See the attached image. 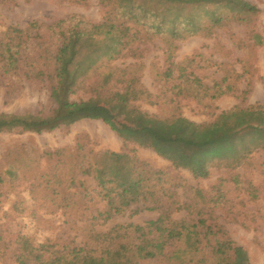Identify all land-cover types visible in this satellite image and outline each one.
I'll use <instances>...</instances> for the list:
<instances>
[{
	"label": "rangeland",
	"instance_id": "374dc122",
	"mask_svg": "<svg viewBox=\"0 0 264 264\" xmlns=\"http://www.w3.org/2000/svg\"><path fill=\"white\" fill-rule=\"evenodd\" d=\"M245 1L258 10L248 20H224L216 25L203 21L200 31L183 37L172 39L164 30L158 34L133 26L136 39L114 59H98L82 73L79 88L69 95L71 100L107 106L112 114L109 121L85 118L41 133L0 132V170L16 169V176L7 177L0 186V237L9 250L16 247L19 236H27L34 244L48 247L46 256L61 257L60 264H110L102 258L94 235L117 225H143L159 212L133 213L132 206L103 221L97 214L105 201L93 188L94 181L80 172L83 157L89 153L132 150L154 168L169 170L165 187L175 185L179 203L194 202L196 188L213 192L212 187L224 179L226 197L244 200L245 209L257 219L250 223L248 215L245 224L250 225L246 227L226 221L218 208L214 207L213 214L230 238L247 251L249 264H264V198L248 202L244 192L245 187L261 186L264 197V151L254 152L234 169L211 167L207 178L195 179L188 170L171 167L174 142L154 146L145 145L144 139V129L149 127L168 135L154 125L157 120L183 116L209 123L234 106L264 104V0ZM105 10L100 0H0V34L9 26L24 28L34 19L50 24L77 15L98 23ZM254 34L260 35L261 44ZM128 83L143 95L126 104L110 103L108 96L124 90ZM216 84L231 91L213 99L209 93L217 89ZM50 86L48 80H27L11 71L1 75L0 70V113L49 114L55 107ZM234 174H238V190L231 183ZM190 215L194 213L180 209L171 218ZM84 255L91 258L82 261ZM136 264L168 263L142 259Z\"/></svg>",
	"mask_w": 264,
	"mask_h": 264
},
{
	"label": "trees",
	"instance_id": "16d2710c",
	"mask_svg": "<svg viewBox=\"0 0 264 264\" xmlns=\"http://www.w3.org/2000/svg\"><path fill=\"white\" fill-rule=\"evenodd\" d=\"M100 3L106 10L98 23L71 15L50 24L34 19L24 28L9 26L1 32V75L11 71L27 80H48L55 107L47 115L0 113V132L41 133L85 118L109 121L112 114L107 106L91 100H71L69 95L79 88L82 73L91 69L98 59H114L136 39L137 34L131 31L133 26L154 29L158 34L164 30L174 39L200 31L203 21L207 25L224 20L244 22L258 11L245 0H100ZM254 38L261 44L259 34H254ZM223 82L224 79L220 83ZM215 87L209 93L213 99L231 91L230 87L226 90H221L218 84ZM141 95L142 91L128 83L124 90L108 96V101L126 104ZM154 125L163 127L168 135L151 127L144 129L145 145L174 142L171 167L186 169L195 179L207 178L211 167L234 169L254 152L264 151V104L234 106L221 111L209 123L175 116L157 120ZM80 174L94 181L93 188H97L100 199L105 201L97 214L103 221L132 206H135L133 213L159 212L156 219L143 225H117L106 233L94 235L102 258L110 264H136L142 259L168 264H249L247 251L230 238L213 212L214 207L218 208L226 221L246 227L250 225L245 224L247 216H251L250 223H255L257 216L245 209L244 200L226 197L224 179L212 187L213 192L196 188L194 202L179 203L175 185L165 187L169 170L154 168L132 150L89 153L83 157ZM15 176L16 169L12 167L0 170V186L7 177ZM231 183L236 190L240 189L238 174H234ZM85 188L82 180L83 197ZM244 192L248 202L264 198L261 186L245 187ZM180 209L194 216L172 219L171 213ZM16 243L9 250L0 237V263L60 264L61 257L46 256L48 247L34 244L27 236H19ZM90 258L84 255L82 261Z\"/></svg>",
	"mask_w": 264,
	"mask_h": 264
}]
</instances>
